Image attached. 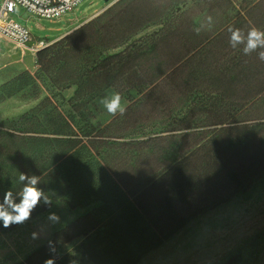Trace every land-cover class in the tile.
<instances>
[{
    "label": "trees",
    "instance_id": "16d2710c",
    "mask_svg": "<svg viewBox=\"0 0 264 264\" xmlns=\"http://www.w3.org/2000/svg\"><path fill=\"white\" fill-rule=\"evenodd\" d=\"M149 19L140 0L120 1L38 51L36 75L22 72L0 87V102L39 82L48 93L0 124V202L7 190L20 191V173L39 176L52 204L99 202L53 235L55 253L48 241L19 264L53 256L56 264H69L75 252L93 264H137L189 220L264 177V78L261 87H237L234 77L211 75L210 85H229L211 87L223 91L202 93L200 102L181 108L197 95V73L190 71L195 55L170 44L169 33L129 43ZM127 83L140 97L128 96L123 116L103 125L87 119L95 98ZM73 86L66 100L62 91ZM152 123L164 127L140 132ZM126 136L148 138L120 141ZM48 208L41 204L31 218ZM17 226L0 222V234ZM75 240L80 244L72 251L59 252Z\"/></svg>",
    "mask_w": 264,
    "mask_h": 264
},
{
    "label": "rangeland",
    "instance_id": "374dc122",
    "mask_svg": "<svg viewBox=\"0 0 264 264\" xmlns=\"http://www.w3.org/2000/svg\"><path fill=\"white\" fill-rule=\"evenodd\" d=\"M2 2L0 0V6ZM106 3L105 0H85L73 12L55 20L38 19L18 6L12 18L51 46L97 18ZM59 36V39H55ZM123 49L110 50L108 54ZM40 68L37 56L0 39V87L22 72L36 75ZM38 84V88L26 89L0 102V124L7 119L19 118L42 102L48 93L42 83ZM131 86L132 83H127L110 88L95 98L87 106L90 112L87 119L94 124H106L113 116L108 114L100 100L119 92L123 98L122 104L127 106L128 96L139 97ZM75 91L76 87L73 86L63 90L62 94L68 100ZM163 127L160 123H152L140 132L149 134ZM38 228L37 222L29 221L13 232L0 235V264L21 263L25 255L42 242L41 238L33 239L31 235L38 232ZM73 246L77 247L78 244L63 246L60 252ZM73 258L69 264L71 261L93 264L86 261L81 252L73 253ZM137 264H264V177L255 179L221 205L189 220L158 248L144 254Z\"/></svg>",
    "mask_w": 264,
    "mask_h": 264
},
{
    "label": "crops",
    "instance_id": "0c3cea01",
    "mask_svg": "<svg viewBox=\"0 0 264 264\" xmlns=\"http://www.w3.org/2000/svg\"><path fill=\"white\" fill-rule=\"evenodd\" d=\"M120 1L123 0H110L100 9V14H103ZM140 3L144 12L150 14V21L142 26L140 31L132 37L129 43H141L148 39L151 40L154 34L156 35L154 39H158L161 34L169 33L171 34L169 37L170 44L180 45L182 46V50L190 49V56L195 55V57L192 58L193 64L190 66V71L191 73H197V85L192 91L197 95L190 96L181 108L187 109L194 106L192 103L195 100V102H200L205 98V96L201 95L202 93L223 91L211 87L229 85L227 82L210 85L208 79L214 74H218L220 77L223 76L224 78L226 76L231 78L234 77L231 86L239 87L250 85V87H252L256 85L261 87L263 85L264 67L261 64L264 62L258 59L257 53H254L256 56L253 55V53L248 56L244 55L242 51L243 46L233 49L229 43L230 34L227 29L231 26L242 29L244 32H247L251 27L264 30V0H140ZM209 15L213 17V25L210 28L205 26L201 32L197 34L194 29L200 27L202 23L206 24V17ZM61 36L55 39H59ZM19 49L36 56L26 49ZM190 56H188V58ZM209 56H213L215 67L209 66ZM200 63L204 64L201 66ZM236 67L238 71H242L241 75L230 73V70ZM255 67L257 68L255 69ZM200 80H204L205 82H201ZM246 82L249 84H246ZM132 90L135 89L132 88ZM130 104L131 102L128 100L127 106ZM167 134L169 133L163 135ZM147 138L148 137L130 138L126 136V138L120 141H130L134 139L142 140ZM98 205L99 202H91L89 204L72 206L70 202L66 200H58L54 202L51 207L28 220L27 222L34 221L39 225L37 231L40 233L39 238L42 239V242L29 251L25 255L24 260L31 253L51 240L57 231L65 228L79 217L92 212ZM50 212H55L60 216V223L52 225L47 220V216ZM21 225L23 224H20L9 232L1 233L0 235L13 232ZM72 244L79 245L80 241L75 240L67 245H62L59 252L63 246H70ZM74 248L73 246L70 250L65 252H70ZM24 260L22 262H24Z\"/></svg>",
    "mask_w": 264,
    "mask_h": 264
},
{
    "label": "clouds",
    "instance_id": "9594fccd",
    "mask_svg": "<svg viewBox=\"0 0 264 264\" xmlns=\"http://www.w3.org/2000/svg\"><path fill=\"white\" fill-rule=\"evenodd\" d=\"M212 25L213 17L209 15L206 17V24L202 23L194 31L199 34L205 26L210 28ZM227 31L230 34L229 43L233 49L243 46L242 51L244 55L248 56L255 52L258 55V59L264 62V30L251 27L247 32H244L242 29L229 26ZM122 99L119 92H114L110 96L102 98L100 103L111 116H123L126 112V105L122 104ZM18 180L22 185L20 191L14 193L11 189L7 190L3 195L2 202H0V222H2L5 229L12 225L26 223L31 219L35 209L41 204L48 207L52 206L51 199L39 187V176L20 173ZM17 198H19V202H16ZM47 220L52 225H55L60 223V216L55 212H50ZM31 235L33 239H37L40 233L33 232ZM49 250L52 253L56 252L52 241H49ZM44 264H56V257L53 256L52 258L46 259ZM70 264H76V261H71Z\"/></svg>",
    "mask_w": 264,
    "mask_h": 264
},
{
    "label": "built area",
    "instance_id": "2783aa9c",
    "mask_svg": "<svg viewBox=\"0 0 264 264\" xmlns=\"http://www.w3.org/2000/svg\"><path fill=\"white\" fill-rule=\"evenodd\" d=\"M85 0H3L0 6V39L23 48L34 55L49 46L37 39L25 26L16 22L12 15L21 6L38 19L55 20L73 12Z\"/></svg>",
    "mask_w": 264,
    "mask_h": 264
},
{
    "label": "water",
    "instance_id": "95a60500",
    "mask_svg": "<svg viewBox=\"0 0 264 264\" xmlns=\"http://www.w3.org/2000/svg\"><path fill=\"white\" fill-rule=\"evenodd\" d=\"M106 2H109L110 0H105Z\"/></svg>",
    "mask_w": 264,
    "mask_h": 264
}]
</instances>
